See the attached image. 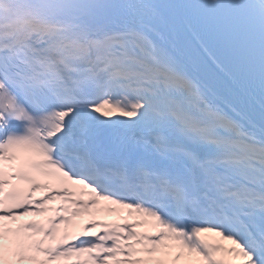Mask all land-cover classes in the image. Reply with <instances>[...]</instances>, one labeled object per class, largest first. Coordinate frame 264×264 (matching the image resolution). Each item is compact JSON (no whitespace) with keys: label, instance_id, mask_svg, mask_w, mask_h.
Returning a JSON list of instances; mask_svg holds the SVG:
<instances>
[{"label":"snow or ice","instance_id":"1","mask_svg":"<svg viewBox=\"0 0 264 264\" xmlns=\"http://www.w3.org/2000/svg\"><path fill=\"white\" fill-rule=\"evenodd\" d=\"M0 264H264V0H0Z\"/></svg>","mask_w":264,"mask_h":264}]
</instances>
